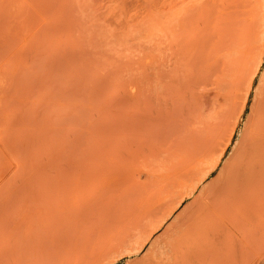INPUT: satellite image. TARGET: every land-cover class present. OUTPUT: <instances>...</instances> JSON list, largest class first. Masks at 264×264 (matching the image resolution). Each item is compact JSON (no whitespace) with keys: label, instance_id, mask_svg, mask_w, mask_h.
Returning a JSON list of instances; mask_svg holds the SVG:
<instances>
[{"label":"rangeland","instance_id":"374dc122","mask_svg":"<svg viewBox=\"0 0 264 264\" xmlns=\"http://www.w3.org/2000/svg\"><path fill=\"white\" fill-rule=\"evenodd\" d=\"M230 1L0 0V154L8 168L0 180V209L12 185L14 163L25 137L42 143H38L42 149L52 141L58 146L63 143L72 151L62 146V153L58 147L64 156L74 152L75 158L82 157L84 152L83 159L91 157L85 159L89 160L87 165L80 159V176L71 172L77 180L83 178L86 187L89 183L87 189L84 186V198L94 200L107 193L123 165L130 167L124 169L128 174H121L129 177L126 185L145 180L151 167L145 166L144 155L133 154V140L135 133H157L158 127L150 118L152 97L161 95V90H152L151 84L157 76L155 70L162 71L171 53L169 27L178 30L181 13L187 18L191 6L200 3V8H207L208 4L204 11L217 14ZM242 1L243 13L252 12L253 23L239 21L244 26L238 36L241 39L228 56V49L221 48L218 53L230 70L219 76L216 67L221 62L210 56L215 44L209 36L202 54L207 61L203 66L193 62L183 73L187 87L182 88L179 102L188 112H175L165 120L167 133L199 136V149L189 160L195 175L177 187L176 201L169 211L123 215L106 234L102 232L104 223L97 226L98 218L92 217L94 231L85 230L71 264H264V133H246L252 108L264 88V0ZM209 26L215 29L214 22ZM198 57L199 51L191 56L193 60ZM157 80L162 82L163 78ZM137 120H142L139 131ZM152 136L150 142L154 141ZM114 143L119 144V150L124 147L116 151L119 159L126 156L123 158L133 163H118L114 155L116 164L114 156L105 157L104 151L110 154L106 149ZM105 158H112L115 164L106 159L109 166L121 172L114 167L112 173L119 172L116 176L110 173V177L106 174L108 178L98 179L97 173L103 176L105 170L95 169L108 166ZM90 163L95 165L94 172ZM84 171L97 172V176L85 178H95L98 184L84 180ZM126 185L129 191L136 189L134 184ZM152 187L147 185L149 193L141 190L138 198L152 197ZM207 187L213 191L190 206ZM7 236V230L0 226V241ZM0 264L5 262L0 260Z\"/></svg>","mask_w":264,"mask_h":264},{"label":"bare ground","instance_id":"6f19581e","mask_svg":"<svg viewBox=\"0 0 264 264\" xmlns=\"http://www.w3.org/2000/svg\"><path fill=\"white\" fill-rule=\"evenodd\" d=\"M227 2L225 5L223 4V7L217 14L209 11L210 9L208 10L209 12H206L209 7L208 4L207 8H200V3V5L191 6V9L188 10L190 14L188 15L187 12V18L183 17L186 14L182 15L181 13L180 16L182 18L179 16L181 19L179 22L178 18V30L174 29L172 25L169 27L168 37L170 38V42H172L170 45L171 53L163 62L164 67L162 71L158 72L155 70L157 76L153 78V82L151 84L152 90L157 91L158 87H160L161 90V95H159V93H155L156 96L152 97L155 98V100L150 118L151 123L158 127L157 133H135V140H133L135 141L132 149L133 154L136 156L144 155L146 164H142H145L148 168L151 167V170L145 173V180H137L138 182L136 181V184L129 183V185H126L128 184L127 180H129V177H127L128 175H124V178L121 174H123V171H126L127 169L130 170V167L124 168V165L121 167L122 172L114 166L121 172V174H118V177L116 174L114 175L117 171L112 173V169L114 167L113 165H111L113 168L109 166L110 162L113 163L114 160L115 163L117 162L116 156L118 159V156H120L117 152L124 150V147H120L119 150V144L117 146V144L114 143L112 148V145L110 148L108 145V149L106 150L110 149L112 152L109 150V154L108 151H104L106 155L108 154L109 157H111V155L116 156H114V160L112 158H105L104 160L107 161L108 166L102 165L103 167H96L95 171L98 169L97 172H104L105 170L103 176L101 175L102 172H96L99 177L98 179H102V177L108 178L113 174L116 176L115 182L113 184L109 183L107 193L100 195V197H96L97 199L95 198L94 200H90V198L86 197L88 199L86 200L83 193L85 192V189L88 188L89 183L86 187V185H83V178L80 180H77L76 178L78 175L80 176L83 169V163L80 159H83V156H86V154L83 152L82 157L81 154H79L80 158L78 155H76L75 158V156H73L74 152L72 156H64L62 154V146H64V149L66 147L62 142V146L55 144L57 143L56 141L55 143L53 141L49 142L48 147L46 145V147L42 149V147L40 148L38 145L40 142L36 144L33 140H31L32 138L26 139L25 137V140L21 143L14 163L16 169L14 173H12L13 176H11L12 185L8 188V191L6 192L8 195L5 196L7 199L4 206L0 209V214H3L2 218L0 216V226L6 229L8 234L5 240L0 241V260L4 261L5 264H71V262L75 260L74 250L80 244L82 236L84 235L83 233L87 228L88 230L89 228H94L93 223L95 220H91L92 217L96 216L98 218V224L96 223L97 226L99 224L101 226L104 223V227H102L103 230H101L106 234L113 226H117L121 222V216L123 215L133 213L138 214L144 210L157 212L170 210V206L176 201L174 197L178 191L177 187L180 186L182 181H185L186 184V179L189 175L191 176L192 173L195 175L196 173L190 168L189 160L191 159L193 153L199 149V143L197 142L199 136L194 135L193 133H167L168 129L165 124V120L168 115H174L175 112H188V108H186V110L183 109V105L181 106L179 102L180 95H182V88L187 87L184 85L183 73L193 62L200 63V66L204 65L207 59L204 58L202 54L206 46V39L208 40V37L212 35V37H214L215 48L212 50V54L210 56L215 57L217 62H221L217 64L216 67L219 76L226 75L227 71L230 70L229 65L222 59V56L218 55L220 52L219 50L221 48L224 50L228 49L226 52V56H228L232 48L236 45V42L241 39V37H238L239 34L244 32V26H240L239 21L243 20L245 22L247 19L248 22H252V18H250L252 17V12H250V14L243 13L244 1L232 0L228 4ZM235 4L237 5V8ZM203 6H206V4ZM204 9L206 10L204 11ZM212 22H214L215 25V29L213 31V26L212 28L209 26ZM252 23H250V25H252ZM248 33L249 32L245 34ZM196 35L200 36L199 39L195 38L193 40L192 37ZM196 51L200 52V57L193 60L191 56ZM158 77L163 78L162 82L157 80ZM151 93L153 92L151 91ZM193 111V108L189 110L191 119L192 114L194 113ZM251 113L246 133H264V88L261 89V94L256 100ZM135 127L139 131L142 128V120H137ZM151 134L155 137L153 142H150L151 140L149 139ZM45 142L46 139L44 140V144H46ZM91 144H89V146H91ZM94 145H96L97 148V144L94 143ZM115 145L117 146V149ZM123 145L125 146V144ZM120 146L122 145L120 144ZM58 147H60L62 153H60V149ZM81 148L83 149V147ZM71 149H75V147ZM82 149L81 151H84V149ZM101 149L103 148H100L99 150ZM66 150L67 152L71 151H68L67 148ZM99 150L97 151L100 152ZM129 150L130 149L127 147L126 151L130 152ZM102 154V156H104L103 151ZM97 155L100 157V153ZM108 155L105 157H108ZM67 156L70 157V159H66ZM98 156H96V159L99 158ZM71 157L74 158L71 159ZM123 157H120L121 159L118 160V163L120 160L126 161L127 157H124L126 159ZM85 159L83 160L85 161ZM96 159L95 161H97ZM102 159L103 158H101V160ZM130 160L132 162V159H128V161ZM88 161L89 160L85 161V165L89 164ZM98 161H100V158ZM132 163L131 165H134ZM5 164L6 163L0 154V180L2 175H4L8 169ZM90 166L93 165L91 164ZM120 166L121 165H119L118 168H120ZM88 167L89 165L87 166V169ZM94 167L95 165L93 168L91 167L93 172ZM85 168L86 166H84V170ZM153 168L160 170L154 171ZM106 169H109V172H107L108 170ZM143 170L145 171V169H142V171ZM152 170L154 172H152ZM127 171L125 173L128 174ZM84 172H86V174L84 173L85 176H83L84 180H88L92 183L95 179H93V177L97 176L95 175L96 173L93 174L91 172L92 174H90L87 171ZM71 174L72 176L76 175V180L71 176ZM106 174H109V176L107 177ZM86 175H94L90 178L93 180L90 181L89 178L86 179ZM156 175L159 177H156ZM70 176L72 177V180L70 179ZM122 176L123 178L121 179ZM126 177L127 180H125ZM160 177L162 179L161 181ZM106 178L105 180H107ZM156 178L159 180L155 181ZM152 179H154V181ZM134 180H136V178H134ZM96 181L98 184L99 181ZM113 181L114 178L112 182ZM96 183L94 180L95 185ZM133 184L136 187L135 190L129 191L130 188L126 189L124 187V185L130 187ZM147 185H153V196L150 198L139 196L141 199L138 198V195L143 193L141 190L148 192V190H145L147 189ZM99 186L101 185H97L98 188ZM102 187L100 191L103 190ZM123 187L125 189H123ZM210 188L211 187H207L202 190L190 206L196 205L197 201L202 199L200 198L202 195L203 199L207 197L206 194L209 193V191H213V187L211 189ZM148 189L151 190V187ZM115 190L119 192L122 191L120 193L121 195H117L116 192L113 193ZM95 192L98 194L99 189ZM122 193H124V195H122ZM125 195H129L127 199L125 198ZM133 202H135L137 207L135 205H131L134 204ZM91 231L94 230L92 229ZM88 233L86 235H88Z\"/></svg>","mask_w":264,"mask_h":264}]
</instances>
